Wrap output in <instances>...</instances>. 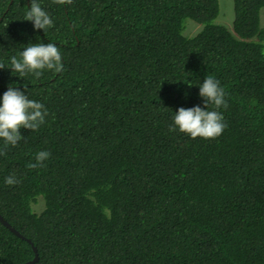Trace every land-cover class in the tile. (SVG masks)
<instances>
[{
	"label": "trees",
	"instance_id": "16d2710c",
	"mask_svg": "<svg viewBox=\"0 0 264 264\" xmlns=\"http://www.w3.org/2000/svg\"><path fill=\"white\" fill-rule=\"evenodd\" d=\"M37 2L45 31L25 20L30 0H0V97L13 87L48 113L15 147L0 140V216L22 237L0 223V264L33 247L34 264H264V0H233L230 27L219 0ZM49 42L62 72L8 68ZM207 76L223 133L170 131L177 109L203 108Z\"/></svg>",
	"mask_w": 264,
	"mask_h": 264
},
{
	"label": "clouds",
	"instance_id": "9594fccd",
	"mask_svg": "<svg viewBox=\"0 0 264 264\" xmlns=\"http://www.w3.org/2000/svg\"><path fill=\"white\" fill-rule=\"evenodd\" d=\"M57 5L71 4L72 0H52ZM25 20L32 22L34 29L45 31L53 27V20L41 7L37 0H30V7L25 13ZM6 68L0 62V69ZM12 73H18L19 77L33 74L36 78L42 75L43 70L62 72V55L60 49L53 43L30 44L19 53V58L12 56L10 66ZM199 96L203 98L204 106L191 108L180 107L173 116V124L170 131L178 130L188 135L191 139H215L223 133L226 125L222 114L217 110H208L209 105L213 109L227 108L224 99L225 92L219 85V81L212 76H207L199 86ZM48 115L44 105L13 87H9L0 97V140H3L4 149L8 146L15 147L23 139L20 129L36 131L45 122ZM4 149H0V155H4ZM48 151H39L35 156V163H30L29 168L43 166V162L50 157ZM19 181L15 175L5 177V183L15 185Z\"/></svg>",
	"mask_w": 264,
	"mask_h": 264
},
{
	"label": "rangeland",
	"instance_id": "374dc122",
	"mask_svg": "<svg viewBox=\"0 0 264 264\" xmlns=\"http://www.w3.org/2000/svg\"><path fill=\"white\" fill-rule=\"evenodd\" d=\"M261 25L264 27V9L261 11ZM233 19V0H219V14L216 19L218 24L226 27H230ZM189 21L188 23H190ZM184 35L193 36L199 31V27L195 24H188L184 30ZM43 209V206L37 203L34 206V210L39 212Z\"/></svg>",
	"mask_w": 264,
	"mask_h": 264
},
{
	"label": "water",
	"instance_id": "95a60500",
	"mask_svg": "<svg viewBox=\"0 0 264 264\" xmlns=\"http://www.w3.org/2000/svg\"><path fill=\"white\" fill-rule=\"evenodd\" d=\"M0 223L2 225H4L9 231H11L14 234H16L17 236L21 237L14 229L11 228V226L6 221L3 220V218L1 216H0ZM27 241L29 242V240H27ZM33 251H34V258L25 264H34L37 261L38 257H37L36 249L34 247H33Z\"/></svg>",
	"mask_w": 264,
	"mask_h": 264
}]
</instances>
